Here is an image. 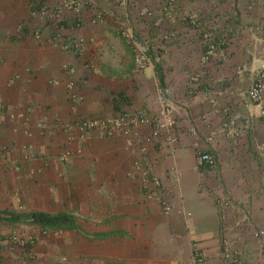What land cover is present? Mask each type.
<instances>
[{"label":"crops","instance_id":"1","mask_svg":"<svg viewBox=\"0 0 264 264\" xmlns=\"http://www.w3.org/2000/svg\"><path fill=\"white\" fill-rule=\"evenodd\" d=\"M44 1L0 0V264H186L195 243L222 264L229 239L250 257L243 264H254L260 249L254 233L264 230V117L247 96L255 61L243 56V47L235 49L233 69L217 63L230 60L227 51L204 61L197 28L176 24L161 75L178 140L171 145L164 134L147 144L162 186L146 185L136 161L150 125L105 136L96 129L82 134L75 120L138 108L158 113L159 71L152 65L132 73L113 57L112 29L121 22L113 0H93L103 22L93 23L88 10L75 26L70 11L59 27L39 14ZM236 22L233 37L248 26ZM80 35L88 42L85 53L62 46L60 39ZM229 115L239 119L241 135L225 131ZM206 149L217 157L213 167L200 162ZM13 232L31 238L30 249L13 244Z\"/></svg>","mask_w":264,"mask_h":264},{"label":"built area","instance_id":"2","mask_svg":"<svg viewBox=\"0 0 264 264\" xmlns=\"http://www.w3.org/2000/svg\"><path fill=\"white\" fill-rule=\"evenodd\" d=\"M127 0H122L120 3H126ZM93 6V0H45L40 13L42 17L46 19L58 20L61 23L67 19L71 12L73 13V23L75 26H82L85 19L83 9L86 6ZM52 9V10H51ZM168 14H172L176 11V0H168L167 6L165 7ZM52 11V12H51ZM68 11L69 14L67 13ZM151 14L152 12L149 11ZM91 20L93 23L103 22L105 19V13L102 10H94L91 13ZM192 23L196 27H202V41L204 47L203 60L206 61L212 55L223 54L222 45L224 41L221 38H217L213 35V32L203 25L202 21L196 17L191 19ZM120 33L125 37L127 42L132 47L134 53V59L136 64V69L138 71H145L153 65L151 58L152 45L149 39L142 38L138 35L134 29L131 27L129 21L124 19L119 25ZM36 38H40V33H35ZM60 36V35H59ZM62 46L66 49H71L77 54L85 53L88 49V42L83 35L70 37L69 40H62ZM218 52V53H217ZM91 66L90 64H87ZM66 70L70 74H74L76 69L74 67H69L65 64ZM254 69L256 71V77L254 78L251 86L248 89L247 96L251 102L256 103L260 107V114L264 116V58H256ZM195 81H198V76L193 77ZM70 84H74V80L70 79ZM159 93L162 96L163 107L155 114H150L145 108H138L134 112H124L115 117H101L98 115H86L81 116L76 119V125L80 132L84 134L89 130H98L100 134L108 136L117 133H123L124 135H131L132 132H137L138 127H143L146 125L151 126V131L147 134L141 136L140 139L143 140L141 151L143 156L141 159L136 161V165L140 170L142 179L146 185L153 184L155 186H162V179L157 175L153 168V161L146 156L148 153L149 143H159L161 139L166 134V140L171 145L175 144L178 137L174 133V127L176 125V118L174 116V106L169 96L165 95L163 87L159 86ZM76 100H82L83 96L77 93L72 95ZM215 103V100L213 101ZM73 124L67 123L66 127H71ZM225 131L227 130L232 135H241L243 132V126L236 117L228 116L224 122ZM226 131V132H227ZM211 140V137H210ZM144 143V144H143ZM200 162L206 166L213 167L217 163L216 155L209 149L200 151L199 153ZM70 152H66L63 156V160L69 158ZM149 196H153V192L149 193ZM162 206L165 211H171L172 205L167 202L164 195L160 196ZM230 203L227 199H223L221 203ZM264 243V230H259L254 233ZM10 240L15 245H27V240L22 237L18 232H13L10 235ZM229 243V242H228ZM226 241L223 245L222 252V264H239L241 259L239 256V251L235 247H231ZM1 259V254H0ZM1 261V260H0ZM186 264H218L216 260L210 257L197 243L194 244L193 253L191 259Z\"/></svg>","mask_w":264,"mask_h":264},{"label":"rangeland","instance_id":"3","mask_svg":"<svg viewBox=\"0 0 264 264\" xmlns=\"http://www.w3.org/2000/svg\"><path fill=\"white\" fill-rule=\"evenodd\" d=\"M120 1L122 0H113V4H116L118 7V10H115L114 13H117V16L119 15L118 18L120 21L127 19L131 27L138 35H140V37L150 40L152 45L151 58L154 69L160 71L162 74L163 64L165 63V53L167 51L169 42L170 40L172 41L173 38L178 34L176 24L183 22L187 23L193 28H197L202 40V27H196V25L191 21V19H195L196 17L202 21L206 28L213 32V35H215L217 38H221L224 41V45H222L221 49L224 52L227 51L225 56L226 58L229 57L230 60L227 62L218 61L217 63H223V66L225 65L227 67L231 66L232 69L235 68L237 65H239V63L235 61V49H239L240 47L244 48L243 56H246L247 54L250 56L251 63L252 61L254 62L258 57H264V0H176L177 9L172 14H168L167 10L165 9L168 0H137L135 5H128V7H126V4H129L130 0H127L126 3L122 4ZM244 1H247L246 7L243 5ZM252 3H254V7H260V9L254 10L250 8L249 6H251ZM89 7L86 6L83 9L85 16L89 13L88 10H90V13L93 12L91 5ZM38 11L42 16L40 13L41 7L38 9ZM149 11L152 13L150 14ZM69 12L70 11L67 13L69 14ZM85 18L86 17H84V19ZM250 18H258L259 20L257 22L245 21L246 19ZM236 21H242V24L248 23V26L246 27L243 24V33L241 31V33L237 36L236 32L233 37L231 36V29L232 27H237ZM53 22L57 23V27H59L61 24V22L58 20L56 21L53 19ZM112 32H114L113 37L116 40L115 48L111 47V49L116 51L115 54H113V57H115V60L118 61L119 65L129 68L131 67L133 73L136 69V64L132 47L127 41H124L125 37H123V35L120 33L119 27H113ZM228 37L230 40H228ZM118 55L121 57L118 58ZM232 62L233 64H231ZM224 76L226 77L227 75H223V77ZM163 90L166 95V89L164 87ZM259 117L264 116L261 115ZM254 237L258 240L259 244L257 245L261 250H258V255L254 258L253 263L264 264V243L255 235ZM26 240L28 241L26 248L30 249V244H33L31 242V238L29 240L27 237ZM228 244L231 247H235L230 242ZM237 250L239 251L242 264L243 261L245 262L244 259L250 260V257L244 258L240 249ZM253 257L254 256H252V258Z\"/></svg>","mask_w":264,"mask_h":264},{"label":"trees","instance_id":"4","mask_svg":"<svg viewBox=\"0 0 264 264\" xmlns=\"http://www.w3.org/2000/svg\"><path fill=\"white\" fill-rule=\"evenodd\" d=\"M161 74L162 73H160V71H159V76H160L161 84L165 88L164 83H163V76H162L163 74L162 75ZM33 216H34V220L37 221L38 223H40L42 221H45V218H46V217H43V215H41V214H34ZM48 218H49V220H54V222H55V220H56L57 217L55 216V217H48Z\"/></svg>","mask_w":264,"mask_h":264},{"label":"clouds","instance_id":"5","mask_svg":"<svg viewBox=\"0 0 264 264\" xmlns=\"http://www.w3.org/2000/svg\"><path fill=\"white\" fill-rule=\"evenodd\" d=\"M90 6V5H89ZM162 86V85H161ZM200 153V152H199ZM200 155V154H199ZM222 252H223V250H222Z\"/></svg>","mask_w":264,"mask_h":264}]
</instances>
